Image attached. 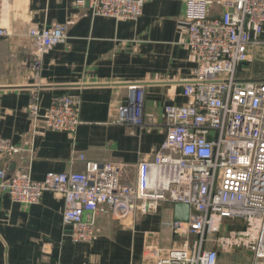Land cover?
Masks as SVG:
<instances>
[{"label": "crops", "instance_id": "0c3cea01", "mask_svg": "<svg viewBox=\"0 0 264 264\" xmlns=\"http://www.w3.org/2000/svg\"><path fill=\"white\" fill-rule=\"evenodd\" d=\"M75 1L0 0V28L7 32L0 38V136L22 150L0 160V169L41 181L48 173H82L85 162L113 163L121 167L120 181L135 186L138 163L150 160L165 138V107L186 105L183 91L197 67L184 46V0H147L136 21L93 16ZM53 25L65 26L67 39L42 57L35 73L28 30ZM246 54L236 79L264 81V42L250 44ZM131 85L143 92L141 127L115 123ZM33 94L36 121L27 113ZM61 95L79 101L81 124L73 136L46 129L42 121ZM62 211L63 200L51 193L25 206L0 191V264H155L156 256L193 240L172 232L171 204L125 226L96 215L91 245L70 241ZM249 256L220 253L218 264H240Z\"/></svg>", "mask_w": 264, "mask_h": 264}, {"label": "built area", "instance_id": "2783aa9c", "mask_svg": "<svg viewBox=\"0 0 264 264\" xmlns=\"http://www.w3.org/2000/svg\"><path fill=\"white\" fill-rule=\"evenodd\" d=\"M146 1L75 4H87L93 16L136 21ZM181 24L184 46L197 63L183 91L187 103L165 107V138L150 160L138 163L135 186L120 181L118 164L85 162L82 173H48L41 181L26 171L8 175L0 169V191L25 206L38 204L45 193L60 197L70 241L86 245L97 238L98 214L125 226L162 204H185L188 222H172L170 228L193 240L156 256L155 264H218L220 253L233 251L248 253L251 264H264V81L235 76L247 60L246 48L264 42V0H184ZM6 36L0 28V38ZM27 37L35 73L42 57L67 39L60 25L32 27ZM128 90L115 123L141 127L142 88L131 85ZM27 113L33 121L39 118L34 94ZM42 121L46 129L73 136L81 124L79 101L54 97ZM21 151L0 136V160H12ZM225 220L236 223L229 226Z\"/></svg>", "mask_w": 264, "mask_h": 264}, {"label": "water", "instance_id": "95a60500", "mask_svg": "<svg viewBox=\"0 0 264 264\" xmlns=\"http://www.w3.org/2000/svg\"><path fill=\"white\" fill-rule=\"evenodd\" d=\"M190 208L188 205L174 204V222L187 223L189 220Z\"/></svg>", "mask_w": 264, "mask_h": 264}, {"label": "rangeland", "instance_id": "374dc122", "mask_svg": "<svg viewBox=\"0 0 264 264\" xmlns=\"http://www.w3.org/2000/svg\"><path fill=\"white\" fill-rule=\"evenodd\" d=\"M236 222H234V221H231V220H225L224 221V224H226V225H234ZM222 254V256H223V258H224V256H226V255H228V254H226V253H221ZM222 257H221V260L223 259ZM241 258H239V257H236L235 259H233L232 261H239ZM233 264H235V263H233ZM240 264H251V257L249 256V258L247 259V260H244L243 259V261L240 263Z\"/></svg>", "mask_w": 264, "mask_h": 264}]
</instances>
